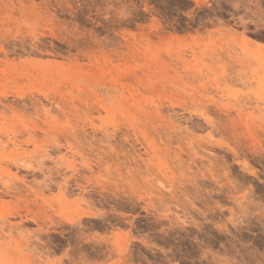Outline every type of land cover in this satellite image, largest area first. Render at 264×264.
I'll use <instances>...</instances> for the list:
<instances>
[{
	"label": "rangeland",
	"instance_id": "374dc122",
	"mask_svg": "<svg viewBox=\"0 0 264 264\" xmlns=\"http://www.w3.org/2000/svg\"><path fill=\"white\" fill-rule=\"evenodd\" d=\"M31 1L0 0V264H264V0Z\"/></svg>",
	"mask_w": 264,
	"mask_h": 264
},
{
	"label": "bare ground",
	"instance_id": "6f19581e",
	"mask_svg": "<svg viewBox=\"0 0 264 264\" xmlns=\"http://www.w3.org/2000/svg\"><path fill=\"white\" fill-rule=\"evenodd\" d=\"M32 1H33V0H32ZM32 1H31V2H32ZM195 1H196L198 4L203 3V0H195ZM12 2H13V1H12ZM45 2H46V1H45ZM43 3H44V2H43ZM32 4H33V3H32ZM2 5H3V4H2ZM6 5H7V4H6ZM211 5H212V4H211ZM232 5H233V4H232ZM14 6H15V4H14ZM14 6H12V7H14ZM21 6H22V5H21ZM234 6H235V5H234ZM236 6H237V5H236ZM88 7H89V6H88ZM9 8H10V7H9ZM14 8H15V7H14ZM14 8H13V9L10 8V9H9L10 12H12L11 10L14 11ZM31 8H32V7H31ZM15 9H16V8H15ZM18 9H20V7H19ZM22 9H23V8H22ZM35 9H36V8H35ZM216 10H217V9H216ZM15 11H16V10H15ZM20 11H21V9H20ZM20 11H19V12H20ZM35 11H36V10H35ZM45 11H46V10H45ZM7 12H8V11H7ZM17 12H18V11H17ZM17 12H16V13H17ZM22 12H23V11H22ZM20 13H21V12H20ZM43 13H44V12H43ZM11 15H12V14H11ZM37 15H38V14H37ZM39 15H40V14H39ZM41 15H42V14H41ZM41 15H40V16H41ZM40 16H39V17H40ZM42 16H44V17H42ZM42 16H41V18H39V19H42V21L44 22V24H46L47 26L49 25L48 22L51 24L52 21H54V19H52V18H54V17H52V14H51V13H48V14H45V13H44V15H42ZM53 16H54V15H53ZM13 19H14V18H13ZM43 19H45V20H43ZM15 20H16V19H15ZM4 23H5V22H4ZM41 23H42V22H41ZM54 23H55V22H54ZM11 24H12V23H11ZM241 24H242V23H241ZM243 24H244V23H243ZM41 25H42V24H41ZM16 26H17V25H16ZM54 26H55V25H54ZM73 26H75V25H73ZM56 27H57V26H56ZM61 27H62V26H61ZM15 28H16V27H15ZM51 28H52V27H51ZM71 28H72V27H71ZM45 29H46V28H45ZM1 30H2V29H1ZM52 30H53V29H52ZM52 30H51V34H52V32H53ZM244 30H245V28H244ZM6 31H7V30H6ZM2 32H3V31H2ZM74 33H75V32H74ZM76 33H80V34L82 35V33L79 32V31L76 32ZM76 33H75V34H76ZM13 34H14V33H13ZM53 34H54V33H53ZM65 35H66V34H65ZM68 35H70V34H68ZM0 36H1V33H0ZM14 36H15V35H14ZM73 36H74V35H73ZM75 36H76V35H75ZM75 36H74V37H75ZM77 36H79V35L77 34ZM247 38H248V37H247ZM249 39H250V38H249ZM3 40H4V39H3ZM76 40H77V39H76ZM251 40H252V39H251ZM3 42H4V41H3ZM15 47H16V46H15ZM22 47H23V46H22ZM23 48H24V47H23ZM1 51H2V50H1ZM28 74H29V73H28ZM231 152H232V151H231ZM153 159H154V158H153ZM158 180H159V179H158ZM158 180H157V183H159V184L162 185V183L159 182ZM161 185H160V186H161ZM162 186H163V185H162ZM3 189H4V188H3ZM5 189H6V188H5ZM21 201H22V200H21ZM19 203H20V202H19ZM16 204H17V203H16ZM23 204H24V203H23ZM24 208H25V207H24ZM27 208H29V207L27 206ZM31 208H32V207H31ZM31 208H30V209H31ZM36 215H37V214H36ZM180 221H182V219H181ZM182 222H183V221H182ZM184 223H185V222H184ZM9 227H10V226H9ZM77 235H79V234H77ZM160 235H161V234H160ZM76 237H77V236H76ZM158 237H159V236H158ZM79 238H80V236H79ZM162 238H163V237H162ZM140 239H141V238H140ZM142 239L144 240V238H142ZM144 241H146V239H145ZM149 241H150V240H149ZM120 246H121V245H120ZM130 251H131V250H130ZM158 251H159V250H158ZM172 251H173V250H172ZM81 254L83 255V253H81ZM172 254H173V252H172ZM82 255H81V256H82ZM139 255H140V253H139ZM81 256H79V257H81ZM128 256H130V255H128ZM163 256H164V255H163ZM79 257H78V258H79ZM83 257H84V256H83ZM83 257H82L81 259H83ZM166 257H167V256H166ZM168 257H169V256H168ZM130 258H131V257H130ZM79 259H80V258H79ZM174 260H175V259H174ZM168 262H170V261H168ZM172 262H173V261H171L170 264H172ZM174 262H175V261H174ZM83 263H84V261H83ZM85 263H86V262H85ZM86 264H87V263H86Z\"/></svg>",
	"mask_w": 264,
	"mask_h": 264
}]
</instances>
